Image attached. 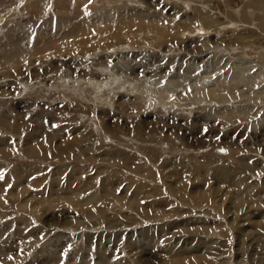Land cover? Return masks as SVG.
Here are the masks:
<instances>
[{"label": "rangeland", "instance_id": "obj_1", "mask_svg": "<svg viewBox=\"0 0 264 264\" xmlns=\"http://www.w3.org/2000/svg\"><path fill=\"white\" fill-rule=\"evenodd\" d=\"M0 264H264V0H0Z\"/></svg>", "mask_w": 264, "mask_h": 264}, {"label": "bare ground", "instance_id": "obj_2", "mask_svg": "<svg viewBox=\"0 0 264 264\" xmlns=\"http://www.w3.org/2000/svg\"><path fill=\"white\" fill-rule=\"evenodd\" d=\"M69 1V0H68ZM81 1V0H80ZM85 1V0H84ZM42 2V1H41ZM76 3V2H75ZM82 4V3H81ZM84 4V3H83ZM80 7V6H79ZM84 8V7H83ZM127 8H124L122 11H123V13L121 14V15H125V14H129V13H134V12H132V10L131 11H128V10H126ZM44 12V11H43ZM46 12V11H45ZM60 13V12H59ZM84 15L86 16V18H90L91 20H95V19H98V20H101L102 18H111V19H115L116 17L115 16H118V15H120L119 14V12H118V8L117 7H108V8H106V7H104V8H98V7H95L94 5H88V4H85V8H84ZM140 13V12H139ZM55 15V14H54ZM65 15V14H64ZM120 15V16H121ZM27 16V15H26ZM25 15H24V18L26 17ZM51 16V15H50ZM130 16V15H129ZM138 17V16H137ZM54 21H55V19H54ZM20 22H22L20 19L16 22V25H19L20 24ZM22 24V23H21ZM38 24V23H37ZM41 25H45V24H47L46 25V28H44V30L45 29H48V30H52V31H59L60 30V24H61V22H59L58 24H54V23H51V22H48V21H42V23H40ZM39 24V25H40ZM24 25V24H23ZM20 27V26H19ZM18 27V28H19ZM39 27V26H38ZM41 27V26H40ZM39 27V28H40ZM182 27V26H181ZM44 30H40L39 32H43ZM38 31V30H37ZM92 36H93V34H92ZM91 37V36H90ZM77 40V39H76ZM77 44V43H76ZM23 50V49H22ZM21 50V51H22ZM58 121L60 120V119H57ZM61 122V121H60ZM65 126V125H64ZM64 132V131H63ZM90 132V131H89ZM66 133V132H65ZM69 133V132H68ZM88 133V132H87ZM76 139V138H75ZM68 141H70L69 139L68 140H66V142L67 143H70V142H68Z\"/></svg>", "mask_w": 264, "mask_h": 264}, {"label": "water", "instance_id": "obj_3", "mask_svg": "<svg viewBox=\"0 0 264 264\" xmlns=\"http://www.w3.org/2000/svg\"><path fill=\"white\" fill-rule=\"evenodd\" d=\"M215 150L217 151V152H224L225 151V147H223V146H219V147H216L215 148Z\"/></svg>", "mask_w": 264, "mask_h": 264}]
</instances>
